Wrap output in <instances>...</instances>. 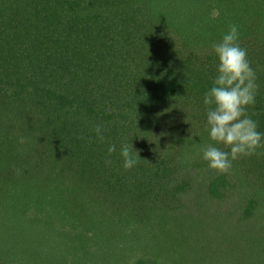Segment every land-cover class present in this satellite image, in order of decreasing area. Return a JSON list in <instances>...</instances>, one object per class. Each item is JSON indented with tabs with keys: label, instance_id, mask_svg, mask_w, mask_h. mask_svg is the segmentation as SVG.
Wrapping results in <instances>:
<instances>
[{
	"label": "trees",
	"instance_id": "16d2710c",
	"mask_svg": "<svg viewBox=\"0 0 264 264\" xmlns=\"http://www.w3.org/2000/svg\"><path fill=\"white\" fill-rule=\"evenodd\" d=\"M230 25L264 133V0H0V264H264V148L201 152Z\"/></svg>",
	"mask_w": 264,
	"mask_h": 264
},
{
	"label": "clouds",
	"instance_id": "9594fccd",
	"mask_svg": "<svg viewBox=\"0 0 264 264\" xmlns=\"http://www.w3.org/2000/svg\"><path fill=\"white\" fill-rule=\"evenodd\" d=\"M239 36L238 26L230 25L228 32L213 45L218 59L217 76L203 99L209 138L228 151L210 144L202 147L201 152L209 168L221 174L230 172L233 161L257 154V149L264 148V133L257 131L256 121L248 115L249 106L256 102V72L251 67L247 50L239 43ZM94 131L103 140L102 127L96 125ZM19 143H26V138L21 136ZM133 149V145L130 147L127 143L120 147L126 171L142 159L138 151L133 155ZM116 150L115 144L110 145L109 155Z\"/></svg>",
	"mask_w": 264,
	"mask_h": 264
}]
</instances>
